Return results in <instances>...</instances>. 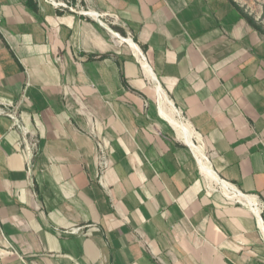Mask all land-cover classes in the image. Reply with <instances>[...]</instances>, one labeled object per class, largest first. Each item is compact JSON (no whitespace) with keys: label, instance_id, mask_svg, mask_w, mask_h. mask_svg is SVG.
Segmentation results:
<instances>
[{"label":"crops","instance_id":"crops-1","mask_svg":"<svg viewBox=\"0 0 264 264\" xmlns=\"http://www.w3.org/2000/svg\"><path fill=\"white\" fill-rule=\"evenodd\" d=\"M26 1L0 0V264H264L252 16Z\"/></svg>","mask_w":264,"mask_h":264},{"label":"rangeland","instance_id":"rangeland-1","mask_svg":"<svg viewBox=\"0 0 264 264\" xmlns=\"http://www.w3.org/2000/svg\"><path fill=\"white\" fill-rule=\"evenodd\" d=\"M66 2V0H57ZM243 9L256 21V24L264 31V0H237ZM63 4V3H62Z\"/></svg>","mask_w":264,"mask_h":264},{"label":"trees","instance_id":"trees-1","mask_svg":"<svg viewBox=\"0 0 264 264\" xmlns=\"http://www.w3.org/2000/svg\"><path fill=\"white\" fill-rule=\"evenodd\" d=\"M32 0H27L26 1V5L27 7L31 8V9H34L33 6H32ZM234 5H236L234 2H232ZM243 17L245 18V20L251 25L253 26L257 31H259L260 33H262L264 35V31L261 29L260 26H258L256 24V22L254 21L253 18H251L250 16H248L247 14H244L242 13Z\"/></svg>","mask_w":264,"mask_h":264},{"label":"built area","instance_id":"built-area-1","mask_svg":"<svg viewBox=\"0 0 264 264\" xmlns=\"http://www.w3.org/2000/svg\"><path fill=\"white\" fill-rule=\"evenodd\" d=\"M52 3H53V1H55L57 4H59V3H63L64 5H65V8L66 7H68L69 5H71V0H66V2L64 3V2H59V1H56V0H50ZM54 4V3H53ZM55 5V4H54ZM76 6H78V5H76ZM143 55V54H142ZM143 59H144V55H143ZM103 166H106V163H104L103 164ZM259 206V208H262V206H260V205H258Z\"/></svg>","mask_w":264,"mask_h":264},{"label":"bare ground","instance_id":"bare-ground-1","mask_svg":"<svg viewBox=\"0 0 264 264\" xmlns=\"http://www.w3.org/2000/svg\"><path fill=\"white\" fill-rule=\"evenodd\" d=\"M53 3H54L57 7L65 6V5L62 4V3L57 4L55 1H53ZM83 13H87V12H85V11L83 10ZM101 24H102L103 26L106 27V24H105L103 21H101ZM173 128H174V127H173Z\"/></svg>","mask_w":264,"mask_h":264}]
</instances>
